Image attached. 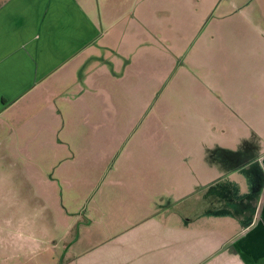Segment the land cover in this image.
<instances>
[{
    "label": "crops",
    "instance_id": "1",
    "mask_svg": "<svg viewBox=\"0 0 264 264\" xmlns=\"http://www.w3.org/2000/svg\"><path fill=\"white\" fill-rule=\"evenodd\" d=\"M93 1L0 0V133H4L0 143L4 149H16L20 156L31 149H46L57 160L59 116L63 115L72 121L68 132L77 133L88 128L97 133L107 118L112 119L110 125L119 138L111 93L100 81L130 77L132 60L109 66L99 58L111 48L108 35H122L132 50L133 29L141 27L151 36L157 18L154 7L141 11L149 22L140 24L142 16L134 0L130 29L117 31L122 14L103 24L99 15L94 17ZM182 16L173 17L178 26ZM241 24L233 26L230 35H248L250 30ZM253 35L261 39L262 34L254 29ZM226 44L205 45L215 59L210 75L192 78L194 97L204 100L202 111L194 113L198 112V121L190 124L189 134L184 125L178 139L170 135L158 144L163 155L162 189L140 190L131 186L132 178L120 179L128 186L101 191L102 204L95 202L93 208L100 223L145 225L149 237L168 238L164 247L178 249V260L187 255L197 261L194 264L209 260L210 264H264V42L255 50L260 58L257 65L243 60L244 45ZM220 68L228 75H222ZM211 76L212 86L207 80ZM89 86L97 99L108 98L112 114L104 102L91 107L85 96ZM118 96L121 99L123 94ZM206 107L208 111L202 113ZM92 115L98 118L93 123ZM67 145L79 151L70 138ZM74 151L71 161L76 159ZM81 155L83 160L90 158L89 153ZM139 209L145 214L137 216ZM112 214L115 221H108ZM90 217L85 221L95 220ZM107 235L99 237H112Z\"/></svg>",
    "mask_w": 264,
    "mask_h": 264
},
{
    "label": "rangeland",
    "instance_id": "2",
    "mask_svg": "<svg viewBox=\"0 0 264 264\" xmlns=\"http://www.w3.org/2000/svg\"><path fill=\"white\" fill-rule=\"evenodd\" d=\"M133 1L94 0V17L97 19L99 15L103 24H109L110 17L122 14L117 31L121 28L126 31L130 29ZM136 2L140 13L154 7L157 18L153 22L155 30L151 31L154 34L148 35L141 27L133 29L130 50L122 35L111 33L107 36L111 48L107 49L105 57L101 54L99 58L109 66L119 60L121 64L132 60L131 79L127 75L121 80L106 77L100 81L111 93L119 138L110 125L112 119L107 118L105 127L97 133H92L90 128L77 133L68 132L72 121L63 115L59 116L57 160L52 159L46 149L39 152L31 149L30 153L20 156L16 149H4L3 142L0 143V264L197 262L187 255V259H176L178 249L164 247L163 241L168 238L149 237L150 231L145 225L137 228L122 221L113 225L106 221L100 223L93 206L95 202L102 204L101 191L128 186L126 182L119 183L120 179L129 182L132 178L131 186L140 190L150 186L162 189L163 155L158 144L170 135L178 139L184 125L189 134L190 124L198 121L204 100L194 97L192 78L210 75V64L215 60L204 46L244 45L243 60L257 65L260 58L255 50L264 42V0H135L134 4ZM106 13L108 18L104 16ZM178 14L183 15L179 26L173 19ZM138 15L142 16L140 24L149 22L144 18L146 15ZM164 16L171 18L166 20ZM232 17L239 20L232 21ZM238 22L250 30L242 38L229 33ZM254 29L261 32V39L253 35ZM220 30L223 31L220 33ZM93 43L99 46L101 42ZM204 64L207 65L204 67ZM220 72L223 75L226 69L220 68ZM212 77H207L211 86ZM87 88L85 96L91 107H100L104 102L108 113L112 114L108 98L97 99L94 87ZM118 93L123 94L121 99ZM97 119L96 115L90 117L91 123ZM3 136L4 133H0V139ZM69 138L72 143L77 142L78 152L67 147ZM71 151L76 152V159L72 161ZM81 153H89L90 158L86 156L88 160H83ZM136 212L133 210L137 216L145 214L140 209ZM91 215L95 220L85 221V218L92 219ZM107 219L115 221L116 215ZM106 232L112 237L101 239L99 236L103 238ZM191 242L188 240L187 245Z\"/></svg>",
    "mask_w": 264,
    "mask_h": 264
}]
</instances>
